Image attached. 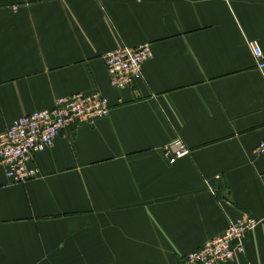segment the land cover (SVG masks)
Here are the masks:
<instances>
[{
	"label": "crops",
	"instance_id": "obj_1",
	"mask_svg": "<svg viewBox=\"0 0 264 264\" xmlns=\"http://www.w3.org/2000/svg\"><path fill=\"white\" fill-rule=\"evenodd\" d=\"M264 0H0V133L76 94L106 119L65 129L37 179L0 166V264H181L247 214L227 264H264ZM149 45L116 90L107 53ZM189 155L169 164L166 148Z\"/></svg>",
	"mask_w": 264,
	"mask_h": 264
},
{
	"label": "built area",
	"instance_id": "obj_2",
	"mask_svg": "<svg viewBox=\"0 0 264 264\" xmlns=\"http://www.w3.org/2000/svg\"><path fill=\"white\" fill-rule=\"evenodd\" d=\"M248 48L260 70H264V54L255 41ZM152 58L149 45L122 48L107 53L103 62L111 77L110 85L116 90L132 87L142 79L143 65ZM110 113L108 101L102 96L76 94L58 99L50 110L31 113L19 118L0 133V166L13 184H25L37 179L35 167L37 155L53 147L56 138L67 128L76 125H92L106 119ZM174 150L165 149L169 164L189 155L182 142L173 144ZM264 154V139L254 150ZM257 226V221L247 214L232 222L218 237L206 241L199 249L184 256L181 264H227L244 252L248 234Z\"/></svg>",
	"mask_w": 264,
	"mask_h": 264
}]
</instances>
